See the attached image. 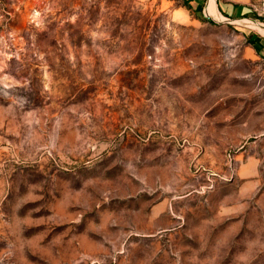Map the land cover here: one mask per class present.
Masks as SVG:
<instances>
[{
  "label": "rangeland",
  "instance_id": "374dc122",
  "mask_svg": "<svg viewBox=\"0 0 264 264\" xmlns=\"http://www.w3.org/2000/svg\"><path fill=\"white\" fill-rule=\"evenodd\" d=\"M226 1L0 0V264H264L261 0Z\"/></svg>",
  "mask_w": 264,
  "mask_h": 264
},
{
  "label": "crops",
  "instance_id": "0c3cea01",
  "mask_svg": "<svg viewBox=\"0 0 264 264\" xmlns=\"http://www.w3.org/2000/svg\"><path fill=\"white\" fill-rule=\"evenodd\" d=\"M225 3L224 10L229 15L244 14L247 10L245 6H242L244 5V0H229Z\"/></svg>",
  "mask_w": 264,
  "mask_h": 264
},
{
  "label": "built area",
  "instance_id": "2783aa9c",
  "mask_svg": "<svg viewBox=\"0 0 264 264\" xmlns=\"http://www.w3.org/2000/svg\"><path fill=\"white\" fill-rule=\"evenodd\" d=\"M254 11L260 21L259 24L264 27V0H261L254 8Z\"/></svg>",
  "mask_w": 264,
  "mask_h": 264
},
{
  "label": "bare ground",
  "instance_id": "6f19581e",
  "mask_svg": "<svg viewBox=\"0 0 264 264\" xmlns=\"http://www.w3.org/2000/svg\"><path fill=\"white\" fill-rule=\"evenodd\" d=\"M209 6H210L209 9H208L209 14H213V13H215V9H214V3H213V1H211V4H210ZM213 15H214V14H213Z\"/></svg>",
  "mask_w": 264,
  "mask_h": 264
}]
</instances>
